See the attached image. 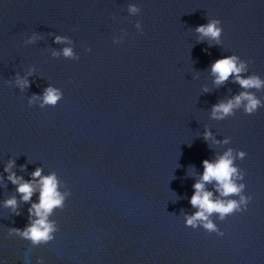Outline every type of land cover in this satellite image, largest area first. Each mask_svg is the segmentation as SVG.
Instances as JSON below:
<instances>
[{"label":"water","instance_id":"1","mask_svg":"<svg viewBox=\"0 0 264 264\" xmlns=\"http://www.w3.org/2000/svg\"><path fill=\"white\" fill-rule=\"evenodd\" d=\"M212 18L219 44L195 32ZM233 54L247 62L243 76L264 79V0H0V264H264V107L212 116L244 91L211 73ZM17 74L30 82L23 91ZM49 85L63 92L55 107L28 104ZM249 91L264 102V89ZM229 149L245 173L247 210L211 217L222 237L186 227L203 161ZM10 160L17 176L41 168L71 192L49 217L59 231L46 245L8 235L39 200L38 190L20 200L4 172ZM215 183L205 188L220 198ZM13 196L19 215L4 206Z\"/></svg>","mask_w":264,"mask_h":264},{"label":"clouds","instance_id":"2","mask_svg":"<svg viewBox=\"0 0 264 264\" xmlns=\"http://www.w3.org/2000/svg\"><path fill=\"white\" fill-rule=\"evenodd\" d=\"M129 14L135 15L140 12V8L135 4L128 5ZM135 27L138 32L143 34V28L140 21H137ZM195 32L198 34V40L202 38H209L219 44L220 37L222 36L223 29L219 19H209L206 24H201L196 27ZM39 37L33 34L27 43H32ZM66 37L57 35L55 37L56 43H64ZM123 37H114L113 43H122ZM91 51V49H86ZM63 56L78 60L79 57L74 56L73 50L70 47H65ZM57 55V53H53ZM247 71V62L241 61L240 58L233 54L225 56L216 60L211 65V73L214 75V83L221 85L229 79L230 76L234 77V83L240 85L244 91L235 95L226 102H220L213 106L212 116L216 119H224L227 116L234 115V110L243 107L246 115L255 114L259 108L264 107L262 102L256 95L249 91L256 89L257 91L264 89V79L258 75L243 76L242 74ZM31 74V73H29ZM10 83V82H9ZM15 86L21 91L30 86L27 78L16 75L14 80ZM207 91V88L204 89ZM63 99V92L61 89L47 86L42 95L33 94L29 98L28 104L32 105L36 101H40V107L46 106L55 107ZM212 137L210 131H205L204 139L209 140ZM225 140L224 143H228ZM247 153L243 150H238L237 156L243 160ZM235 157L233 150L229 149L219 158L210 162L203 161L204 172L199 181L194 187V194L191 196L190 204L197 209L194 214L185 215V226L196 229L202 227L208 233H215L217 236H223L224 232L220 230L216 223L213 222L211 217L216 214L221 221H224L228 216L234 215L247 210L248 204L251 201V195H245L246 185L244 180L245 173L234 164ZM15 162L10 160L4 167V172L7 173V179L16 186L17 193L20 194V200L24 203H30L33 194L39 191L38 203H31L28 209L29 223L23 228H10L8 235L16 236L21 239L27 240L34 247L46 245L51 242L55 233L59 231L55 221L49 219L53 211L57 208L63 209L66 196H70L71 192L61 194L59 189V180L55 173L47 176L42 175V169L36 168L31 173V179L25 180L21 176H17L12 171ZM215 181L216 191L219 192L220 198H214L213 192L205 188L207 183ZM237 197V198H231ZM6 208H11L15 215H19L18 202L15 196L4 201ZM36 264H44L42 258L37 259Z\"/></svg>","mask_w":264,"mask_h":264}]
</instances>
